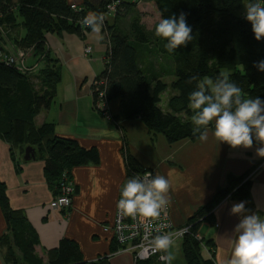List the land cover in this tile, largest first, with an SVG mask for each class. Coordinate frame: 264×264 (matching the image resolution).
Listing matches in <instances>:
<instances>
[{
  "label": "trees",
  "instance_id": "1",
  "mask_svg": "<svg viewBox=\"0 0 264 264\" xmlns=\"http://www.w3.org/2000/svg\"><path fill=\"white\" fill-rule=\"evenodd\" d=\"M146 1L155 3L161 18L184 13L192 28V40L168 52L164 47L166 38L156 37L155 28L148 30L143 24V13L137 8L136 1L83 0L81 8L75 10L67 0H0V51L9 53L2 41L10 37L12 29L21 26L24 36L15 41L17 48L33 47L30 64L54 62L51 67L48 63L39 66L35 74H25L0 60V137L12 146H21L23 154L24 148L30 145L35 148L37 157L45 155V176L55 194L65 170L89 162L97 163L99 153L95 147H83L74 138L55 135L53 124L34 125L40 110L51 105L56 86L61 81L58 59L49 49L45 53L46 35L66 31L84 36L85 32L91 31L90 27L81 24L89 11L104 15L102 32L109 43L104 68L95 77L96 83H92L94 103L98 91H103L107 102L120 101L122 117L140 119L149 131L163 134L168 142L199 136L192 130L194 111L188 105L190 93L198 90L197 84L205 79H215L224 73L241 88L242 97L264 99V72L254 66V62L264 59V39L257 41L250 22L244 19L243 8L249 0ZM113 2H118L115 11L106 16L107 7ZM154 43L158 49H151L152 54H166L173 63L174 79L170 84L142 65L138 46ZM193 77L195 79H191ZM35 79H39L43 88H36ZM169 86L174 94L168 100L169 110L164 111L160 106L161 94ZM126 169L134 176L145 170L129 156H126ZM226 183L188 221L192 224L193 234L182 239L187 264H215L211 257L202 254L203 245L210 247L211 242L203 238L198 240L194 234L202 222H212L211 211L222 199L249 197L251 180L248 175L228 174ZM0 206L15 245L22 253L21 262L12 254L11 264H100L104 260L84 261L78 246L63 238L45 261L35 252L39 242L35 229L11 209L2 181ZM136 264L160 263L150 258Z\"/></svg>",
  "mask_w": 264,
  "mask_h": 264
},
{
  "label": "crops",
  "instance_id": "2",
  "mask_svg": "<svg viewBox=\"0 0 264 264\" xmlns=\"http://www.w3.org/2000/svg\"><path fill=\"white\" fill-rule=\"evenodd\" d=\"M67 1L78 9L83 3V0ZM133 1L147 15L145 7H152L153 13L161 19L153 1ZM142 22L148 30L153 29L154 26L145 23L144 17ZM24 33L21 26L12 29L2 46L14 51L16 38H22ZM46 43L51 55L59 61L61 81L51 105L40 110L34 125L53 124L55 135L74 138L86 148L95 147L99 162L66 170L75 185L72 205L67 209L54 208L50 206L55 196L54 187L44 172L45 155L23 161L22 147L12 146L0 137V181L5 184L11 209L35 229L39 240L35 247L37 255L46 261L60 241L67 238L78 246L84 261L104 258L100 264H136L130 252L120 249L112 230L106 229L113 224L121 186L134 176L126 169V156H129L141 168L153 170L155 175L169 180L165 195L176 226L187 224L198 209L213 198L217 189L227 184L228 174L248 175L249 197L222 199L211 211L212 222L204 221L197 229L200 237L211 242L210 247H203V256L211 257L215 264H228L235 227L241 218L256 213L264 219V157L256 153L260 145L254 140L251 147L232 148L219 142L212 134L214 123L208 126L206 141L198 136L170 143L163 134L149 131L140 119L122 117L118 99L108 102L109 116L104 115L95 106L92 92V82L104 68L109 48L102 29L99 34L87 31L84 36L66 31L48 33ZM85 46L92 47L88 56L84 54ZM151 49L157 50L152 44L138 46L142 65L163 80L167 77L170 84L174 79L173 63L166 54H152ZM77 60L87 63L92 72L95 70L91 82L71 67V62ZM97 64H101L99 70L95 67ZM168 89L166 99L162 101L161 96L160 101L164 111L169 110L168 100L174 94L170 86ZM240 202L244 203V209L233 214L231 207ZM179 241L167 250L174 257L170 264H187L182 240ZM12 254L22 261V253L15 245L0 206V264H11Z\"/></svg>",
  "mask_w": 264,
  "mask_h": 264
},
{
  "label": "clouds",
  "instance_id": "3",
  "mask_svg": "<svg viewBox=\"0 0 264 264\" xmlns=\"http://www.w3.org/2000/svg\"><path fill=\"white\" fill-rule=\"evenodd\" d=\"M244 19L250 22L254 38L257 41L264 39V0H249L244 5ZM104 20L103 14L89 12L81 24L99 34ZM191 32L184 13L162 17L154 29L156 37L166 38L164 47L168 52L191 41ZM254 66L264 72V59L254 62ZM197 88L190 93L188 106L194 111L192 130L199 134V139L207 140L208 126L214 123L212 134L219 142L232 148H248L255 140L260 145L256 148L257 155L264 157V99L259 96L242 97L241 88L224 73L215 79L199 82ZM168 187L169 180L163 175L145 176L143 179L133 176L125 180L117 201L118 213L131 217H159L161 208L167 203L165 194ZM243 209L244 203L240 202L231 207V212L237 214ZM235 233L228 264H264V219L256 213L244 215L236 225ZM171 244L170 234H159L154 238L152 248L153 251L167 252ZM173 258L171 253L167 255L168 264Z\"/></svg>",
  "mask_w": 264,
  "mask_h": 264
},
{
  "label": "built area",
  "instance_id": "4",
  "mask_svg": "<svg viewBox=\"0 0 264 264\" xmlns=\"http://www.w3.org/2000/svg\"><path fill=\"white\" fill-rule=\"evenodd\" d=\"M117 3L118 2H113L108 5V13L106 16H109L110 13L115 11ZM71 7L75 10L78 9L75 4H72ZM32 49L33 47L31 46L29 48H16L14 51H9V53L0 51V60L15 66V68L22 73L34 74L41 63L35 62L32 65L30 64L31 61H29V59L32 57ZM91 53L92 47L85 46L84 54L88 56ZM92 83H96L95 80H93ZM95 106L104 115L109 116L108 102L105 99L103 91H98V98L95 102ZM154 175L155 173L153 170L145 169L139 177L143 179L145 176L150 178ZM74 191V182L70 178L68 171L65 170L60 178L58 192L51 200L50 206L63 209L70 208ZM160 212L161 214L157 218L122 216L118 213L116 205L113 224L106 229L112 230L113 237L120 249L130 252L135 262L155 258V260L161 264H168L167 252L153 251L152 244L154 238L159 234H170L173 244L178 240H182L187 234H193L192 224L187 223L183 226H176L170 217L167 203L161 208ZM194 235L198 240H202V237L197 233ZM203 247L205 248V245H203ZM161 256H164V259H161Z\"/></svg>",
  "mask_w": 264,
  "mask_h": 264
},
{
  "label": "rangeland",
  "instance_id": "5",
  "mask_svg": "<svg viewBox=\"0 0 264 264\" xmlns=\"http://www.w3.org/2000/svg\"><path fill=\"white\" fill-rule=\"evenodd\" d=\"M126 1H133V0H126ZM246 3H248V2H246L245 1V4ZM145 9L148 11V15L146 14V13H143V17H144V19H145V23L146 24H148L150 27H153V28H155V23L156 22H158L159 21V19H160V17H159V15H156L155 13H153V12H155L154 11V9L152 8V7H150V8H147V7H145ZM243 12H244V8H243ZM150 14V15H149ZM143 17H142V19H143ZM153 47L154 48H157L158 49V46H157V44H153ZM47 48V47H46ZM45 48V49H46ZM48 51V48L45 50V53ZM44 53V54H45ZM53 54V53H52ZM47 55V54H46ZM29 61H33V58H31V59H29ZM47 63L49 64L48 66H52V65H54V62L53 63H50V62H47V61H43L42 62V64L40 65V66H45V65H47ZM71 67L72 68H75V70H77V71H80L81 73H82V75L84 76V77H86V80H89V82H91L92 81V79L94 78V73H95V70L92 72V69H90V66H88L87 65V63H85V62H81L80 60H77V61H72L71 62ZM96 69H100V67H101V64H97L96 66ZM38 68H39V66H38ZM39 70V69H38ZM103 70V69H102ZM101 70V71H102ZM100 71V72H101ZM35 73H37V71L35 72ZM34 73V74H35ZM166 82H169L168 81V78L166 77L165 79H164ZM35 81V84H36V88L37 89H41V88H43L42 86H41V83L39 82V79H35L34 80ZM42 91V90H41ZM169 92H170V89H168V90H166L161 96H162V101H164L165 99H166V97H167V95L169 94ZM178 242H180L179 240L177 241V242H175V243H178Z\"/></svg>",
  "mask_w": 264,
  "mask_h": 264
},
{
  "label": "water",
  "instance_id": "6",
  "mask_svg": "<svg viewBox=\"0 0 264 264\" xmlns=\"http://www.w3.org/2000/svg\"><path fill=\"white\" fill-rule=\"evenodd\" d=\"M36 157H37L36 150L33 146L28 145L24 148V154L22 156L23 161H29Z\"/></svg>",
  "mask_w": 264,
  "mask_h": 264
}]
</instances>
